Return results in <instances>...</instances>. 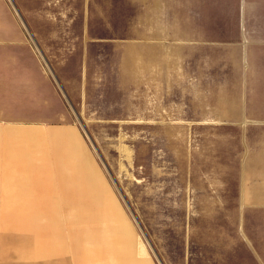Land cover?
I'll use <instances>...</instances> for the list:
<instances>
[{
	"label": "rangeland",
	"instance_id": "rangeland-1",
	"mask_svg": "<svg viewBox=\"0 0 264 264\" xmlns=\"http://www.w3.org/2000/svg\"><path fill=\"white\" fill-rule=\"evenodd\" d=\"M7 1L23 32L0 82V264H264V48L250 64L217 39L241 1ZM244 9L264 25V0Z\"/></svg>",
	"mask_w": 264,
	"mask_h": 264
},
{
	"label": "crops",
	"instance_id": "crops-1",
	"mask_svg": "<svg viewBox=\"0 0 264 264\" xmlns=\"http://www.w3.org/2000/svg\"><path fill=\"white\" fill-rule=\"evenodd\" d=\"M181 1H185V0H181ZM197 1L200 0H187V2L190 3H195ZM241 4H240V24H239V29L238 31L236 30L235 33H237V35H234V37H231L232 39L230 40H221L220 38H217L218 41L220 42H228V43H232L233 44V49L236 48V50H244L245 51V57L246 59H248L247 61L251 64V60L250 57L251 56V52L257 48H264V25H262L261 27L258 28V26H254L252 25V22H249V18H250V11L248 10L247 13L245 14V9H244V3L246 4L247 2L249 3V5L251 6L252 0H240ZM192 14L189 15V18H197L198 13L197 11L192 8L191 9ZM12 10L11 7L8 3L7 0H0V82H4L5 87L7 86V83L9 81L10 78V68H8V65H11L12 63V48H13V35L14 33L19 34L22 33L23 30L21 29V27L16 26L14 27L12 25ZM9 23V24H8ZM193 29H195V27L193 26ZM187 30L185 32L187 33H192V34H196V35H200L201 31L204 30ZM184 32V33H185ZM237 51V52H238ZM32 54V59L35 61V63L37 64L38 69L36 71V75L40 76L41 78H47L46 72L44 70V67H41L40 65V60L37 58V56L35 55V53H31ZM250 56V57H249ZM248 63V64H249ZM4 67H3V66ZM11 67V66H9ZM83 69V66H82ZM58 73L63 77V79L66 80V77L64 76V73L62 71V69L57 68ZM80 74L82 75L84 70H80L79 71ZM9 77V78H8ZM244 82L248 83L251 82V79H253V73H246L244 75ZM11 79V78H10ZM264 81V80H263ZM245 90L248 91L247 88V84L245 87ZM54 136L57 139V145L59 146L58 149H60V146L62 145L61 142H63L64 138L66 139H70V141L74 144H72V154L71 155H75V153L78 155V157L80 158L79 160V164L81 166H84L85 168H87V164H89V162L87 161V154L86 151L84 150V148H82L80 146V143H78L77 138L75 137L74 132L71 129H64V130H56L53 132ZM61 163L63 162H69L67 158H64L63 156L60 158ZM61 167V166H60ZM66 168L64 166L61 167V170L63 172V186L66 187V192L68 193V195H71L73 197V184L74 181L72 179H68V175H65L66 173ZM65 171V172H64ZM65 173V174H64ZM71 199H75V197L71 198ZM18 207L16 208V212L14 213L13 209L10 208V205H3V209L5 210V212L7 213L6 216V220H8L9 222H11V220L14 219V215L13 214H29V215H38L39 214V210L38 209H31L32 205H17ZM67 206H75V205H67ZM40 213H44V208H41ZM79 218L80 219H86L83 216H81L79 213ZM124 249H123V247ZM121 246V249L116 250L115 251V257H117L119 260H125V258L128 259V261L132 262V257H130V247L129 245L123 244ZM122 250H124V252H122ZM128 252V253H127ZM125 254H127V256H125ZM256 257H263L262 254L260 255H256Z\"/></svg>",
	"mask_w": 264,
	"mask_h": 264
},
{
	"label": "water",
	"instance_id": "water-1",
	"mask_svg": "<svg viewBox=\"0 0 264 264\" xmlns=\"http://www.w3.org/2000/svg\"><path fill=\"white\" fill-rule=\"evenodd\" d=\"M59 81V80H58ZM60 83V82H59ZM61 85V84H60Z\"/></svg>",
	"mask_w": 264,
	"mask_h": 264
}]
</instances>
